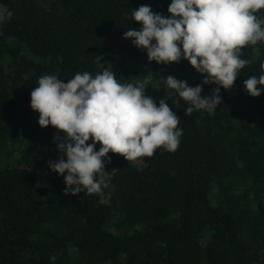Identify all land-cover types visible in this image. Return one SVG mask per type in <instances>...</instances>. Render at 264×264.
Instances as JSON below:
<instances>
[{"label": "trees", "instance_id": "16d2710c", "mask_svg": "<svg viewBox=\"0 0 264 264\" xmlns=\"http://www.w3.org/2000/svg\"><path fill=\"white\" fill-rule=\"evenodd\" d=\"M171 2L0 0L13 13L0 23V264H264V91L252 97L243 83L262 74L264 41L242 49L251 62L233 87H221L213 113L187 116L166 77L202 85V97L219 86L203 84L206 74L186 59L148 61L124 38L142 27L133 10L170 18ZM255 15L264 19V9ZM97 57L120 83L151 71L145 95L157 106L164 99L182 130L175 151L158 148L142 163L109 152L105 170H117L106 203L65 194L49 167L61 156L54 136L65 134L39 125L30 95L45 74L94 77L103 70Z\"/></svg>", "mask_w": 264, "mask_h": 264}, {"label": "clouds", "instance_id": "9594fccd", "mask_svg": "<svg viewBox=\"0 0 264 264\" xmlns=\"http://www.w3.org/2000/svg\"><path fill=\"white\" fill-rule=\"evenodd\" d=\"M262 9L264 0H172L168 18L142 5L130 17L142 27L128 29L124 38L146 49L148 61L170 64L183 58L206 74L203 84L219 86L209 96H201L202 85L191 87L172 75L164 83L189 105L187 116L200 110L211 114L221 103V87H233L240 70L251 62L241 58L242 49L264 41V19L255 15ZM12 15L0 5V23ZM101 59L97 57V64L103 68ZM260 68L259 77L253 75L243 82L252 97L264 91V62ZM151 79L149 71L143 81L120 83L107 68L94 77L87 71L77 72L67 82L51 74L39 78L30 93L31 108L39 113L42 128L51 125L65 134L54 136L61 156L49 161V167L63 177L66 195L96 194L100 203H106L103 189L117 170H105L109 152L135 161L151 157L161 147L170 152L178 148L180 118L164 99L157 106L145 95ZM97 143L101 145L98 151Z\"/></svg>", "mask_w": 264, "mask_h": 264}, {"label": "rangeland", "instance_id": "374dc122", "mask_svg": "<svg viewBox=\"0 0 264 264\" xmlns=\"http://www.w3.org/2000/svg\"><path fill=\"white\" fill-rule=\"evenodd\" d=\"M146 160H147L146 157H142L140 159H137V162L142 163L145 162Z\"/></svg>", "mask_w": 264, "mask_h": 264}]
</instances>
